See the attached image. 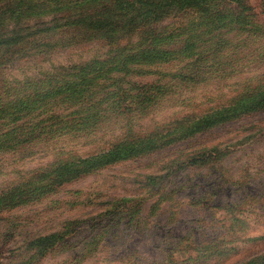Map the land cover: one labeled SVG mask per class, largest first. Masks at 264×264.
<instances>
[{
  "label": "rangeland",
  "instance_id": "obj_1",
  "mask_svg": "<svg viewBox=\"0 0 264 264\" xmlns=\"http://www.w3.org/2000/svg\"><path fill=\"white\" fill-rule=\"evenodd\" d=\"M48 1L0 0V264H264V0L111 41Z\"/></svg>",
  "mask_w": 264,
  "mask_h": 264
},
{
  "label": "trees",
  "instance_id": "obj_2",
  "mask_svg": "<svg viewBox=\"0 0 264 264\" xmlns=\"http://www.w3.org/2000/svg\"><path fill=\"white\" fill-rule=\"evenodd\" d=\"M221 1L224 0H54L44 2L42 6L49 13L53 14L54 12V14L69 16L62 20L54 19L53 25L48 30L65 26L81 27L87 33H99L101 37L111 41L118 35L134 32L141 27L151 38L155 35L153 24L155 25L165 16L194 7H197L196 9H200L206 15L209 14L213 19L219 15V12L213 11V8ZM15 15L19 16V13H15ZM147 56L151 57L152 60L168 57L165 62L172 57L169 53L155 51H148ZM261 109H264V94L253 102L241 103L237 108L239 112H251ZM235 112V110L232 112L226 110L206 116L199 120L191 132L192 134L203 132L226 122L235 116ZM124 150L118 154L109 153L105 155V163L137 154L135 149ZM142 151L139 150V152ZM81 163H86V160L81 161ZM87 170L88 167H84L78 173ZM50 240L51 238L40 239L37 241L38 246H43Z\"/></svg>",
  "mask_w": 264,
  "mask_h": 264
}]
</instances>
